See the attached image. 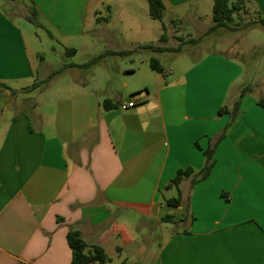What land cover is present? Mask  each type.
<instances>
[{"label":"crops","instance_id":"obj_1","mask_svg":"<svg viewBox=\"0 0 264 264\" xmlns=\"http://www.w3.org/2000/svg\"><path fill=\"white\" fill-rule=\"evenodd\" d=\"M250 1L264 12V0ZM139 2L0 0V264H71L69 230L101 247L104 264H134L130 245L141 264H264V98L236 84L242 68L216 54L161 72L35 66L31 27L55 53L135 51L149 65L212 24V0H162L165 11L190 9L199 27L168 45ZM154 32L179 51L146 47ZM237 101L233 121L219 113ZM214 145L205 179L168 187L178 170H201Z\"/></svg>","mask_w":264,"mask_h":264},{"label":"rangeland","instance_id":"obj_2","mask_svg":"<svg viewBox=\"0 0 264 264\" xmlns=\"http://www.w3.org/2000/svg\"><path fill=\"white\" fill-rule=\"evenodd\" d=\"M243 1L245 12L234 15V23L240 24L236 30L221 27L207 37H204L198 44H183L180 53H152L151 57L157 59L161 66H163L162 68H184L182 63L184 57L190 62L195 59H203L210 54H216L242 68V78L236 84L246 88L244 93L250 99L261 100L264 98V26L258 20L264 19V12L250 0ZM139 4L144 9L147 8L146 0H140ZM189 10L187 9V11ZM185 11L184 9L175 11L167 9L164 12L163 24L166 26L168 45L179 44V41L177 42L173 38L174 35L188 36L187 33H192V36H189L193 38L198 36V25L192 23L188 18L189 12ZM202 15L201 20L206 21L208 18L204 14ZM206 15L210 17L211 12L208 11ZM138 16H147V14L139 13ZM152 22L153 24H160L156 20ZM31 28L34 30L33 39L35 40V48L40 55L35 60V66L41 69V72L49 71L50 68L63 69V64L70 65L71 63L79 65L76 68H91L94 64L109 68H150L148 63H140L141 54L135 51L123 55L104 56L92 62L91 60L95 56H89V52L82 49H78L75 54H69L62 49L61 53L60 51L59 53H55L50 47L48 37L44 34V37H41V40H39L35 36V32H40L39 29L35 27ZM26 34L28 36V30ZM152 39L154 44L158 43L159 34L154 32ZM55 47L59 49L57 45ZM65 67L68 68V66ZM139 253V250L130 245L126 247L124 256L128 260L133 259L134 264H141L146 258L145 255L140 256ZM113 259L116 260V258Z\"/></svg>","mask_w":264,"mask_h":264},{"label":"trees","instance_id":"obj_3","mask_svg":"<svg viewBox=\"0 0 264 264\" xmlns=\"http://www.w3.org/2000/svg\"><path fill=\"white\" fill-rule=\"evenodd\" d=\"M148 4V12L152 19L162 22L163 28V16L165 11V6L162 0H146ZM212 24L207 28L203 36L210 34L212 31L218 28H227V29H237L240 24L234 23V15L245 12L244 1L243 0H212ZM28 20L36 26H39V22L35 16V13L32 12L31 16L28 17ZM258 22L264 26V19H259ZM247 25V24H246ZM203 36L193 40H187V42H198ZM165 41L164 34L160 38V42ZM185 42V43H187ZM146 47L151 48L154 52H167V51H179L180 46L176 48L162 46L157 44H150ZM106 53H102L98 56H95L92 61L104 57ZM150 68L155 71H162V67L155 58H151L149 61ZM37 87V84H33L30 89ZM239 101L234 104V107L231 111L222 107L219 110L220 114L229 113L231 121L234 120L238 110H239ZM259 105L264 106V100L258 102ZM107 102L104 103V106L107 107ZM224 138V133L221 134L219 139ZM198 147V145L196 144ZM215 150V145L210 146L204 151L205 155V164L201 170L194 172L191 168L185 170H178L175 177L170 181L169 186L179 187L180 182L183 178L194 175V183L200 180L205 179L211 172V169L214 164L213 154ZM177 200L173 203H177ZM67 241L72 250V260L71 264H89V263H99L104 264L108 261V257L104 253V250L99 246H90L88 245L80 236V233L76 230H69L67 234Z\"/></svg>","mask_w":264,"mask_h":264},{"label":"built area","instance_id":"obj_4","mask_svg":"<svg viewBox=\"0 0 264 264\" xmlns=\"http://www.w3.org/2000/svg\"><path fill=\"white\" fill-rule=\"evenodd\" d=\"M133 106H134V103L132 101H128V102H122L119 105V108L122 109V110H125V109L133 107Z\"/></svg>","mask_w":264,"mask_h":264}]
</instances>
